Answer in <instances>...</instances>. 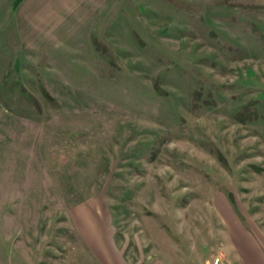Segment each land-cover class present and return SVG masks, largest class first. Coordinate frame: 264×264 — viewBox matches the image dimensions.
Segmentation results:
<instances>
[{
  "label": "rangeland",
  "instance_id": "374dc122",
  "mask_svg": "<svg viewBox=\"0 0 264 264\" xmlns=\"http://www.w3.org/2000/svg\"><path fill=\"white\" fill-rule=\"evenodd\" d=\"M238 5L0 0V264H264V6Z\"/></svg>",
  "mask_w": 264,
  "mask_h": 264
},
{
  "label": "crops",
  "instance_id": "0c3cea01",
  "mask_svg": "<svg viewBox=\"0 0 264 264\" xmlns=\"http://www.w3.org/2000/svg\"><path fill=\"white\" fill-rule=\"evenodd\" d=\"M234 2L247 5L264 6V0H234Z\"/></svg>",
  "mask_w": 264,
  "mask_h": 264
},
{
  "label": "trees",
  "instance_id": "16d2710c",
  "mask_svg": "<svg viewBox=\"0 0 264 264\" xmlns=\"http://www.w3.org/2000/svg\"><path fill=\"white\" fill-rule=\"evenodd\" d=\"M241 8H256L255 6H250V5H238Z\"/></svg>",
  "mask_w": 264,
  "mask_h": 264
},
{
  "label": "built area",
  "instance_id": "2783aa9c",
  "mask_svg": "<svg viewBox=\"0 0 264 264\" xmlns=\"http://www.w3.org/2000/svg\"><path fill=\"white\" fill-rule=\"evenodd\" d=\"M219 263V259L216 260V263L215 264H218Z\"/></svg>",
  "mask_w": 264,
  "mask_h": 264
}]
</instances>
